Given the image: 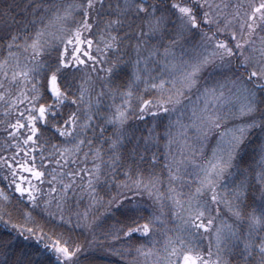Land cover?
Segmentation results:
<instances>
[{
  "label": "snow or ice",
  "instance_id": "obj_1",
  "mask_svg": "<svg viewBox=\"0 0 264 264\" xmlns=\"http://www.w3.org/2000/svg\"><path fill=\"white\" fill-rule=\"evenodd\" d=\"M0 107V264H264V0H0Z\"/></svg>",
  "mask_w": 264,
  "mask_h": 264
},
{
  "label": "rangeland",
  "instance_id": "obj_2",
  "mask_svg": "<svg viewBox=\"0 0 264 264\" xmlns=\"http://www.w3.org/2000/svg\"><path fill=\"white\" fill-rule=\"evenodd\" d=\"M29 2H30V0H20V4H21L22 7H26ZM133 43H135V41H133ZM117 102H119V101H117ZM148 115L149 114L145 115V119L143 121H146V117ZM4 119H5L4 109L2 107H0V121H3ZM135 122L138 124L139 122H142V121L136 120ZM165 124H167V120L165 121L164 125ZM190 135H191V133H190ZM0 139H2V137H0ZM85 151H87V149H85ZM89 159L91 160V157ZM105 159H107V158L105 157ZM88 167H92L91 162L88 164ZM165 182H166V177H165ZM185 190H187V189H185ZM103 211H104V209H101V212H103ZM164 211L167 213L168 209L165 208ZM222 213H223V210H222ZM117 215H119V214H117ZM223 218L227 219V216L224 215ZM161 219H167V217H161ZM217 223H219V221H217ZM229 223H232V221L229 220ZM166 226L169 227V228L175 227V225L172 224L170 221L167 223ZM163 232H164V228H161V235L154 237V239L160 241L161 245L163 244V241L165 239V236L163 235ZM168 235H172V233H168ZM88 239H91V236H89ZM210 241H211V245H209ZM133 243L139 245V244H147L148 242H147V240H143L142 239L140 241H133ZM159 246L160 245H158V247ZM209 246H211L212 250L215 251L216 245H215V233L214 232L210 236H204L203 237V243L200 244V249L206 253V251L209 248ZM149 247H151V245H149ZM89 258L94 260L95 264H122L121 258L119 256L109 255L107 252L102 251V250L94 251L93 253L90 254ZM110 259H114L112 261H115V262L111 263V261H109ZM125 259H129L130 260L131 257H125ZM224 259L230 261V264H238L239 262H241L240 259H239V256L236 254V250L235 249H232L231 254L225 255ZM242 264H243V262H242Z\"/></svg>",
  "mask_w": 264,
  "mask_h": 264
},
{
  "label": "trees",
  "instance_id": "obj_3",
  "mask_svg": "<svg viewBox=\"0 0 264 264\" xmlns=\"http://www.w3.org/2000/svg\"><path fill=\"white\" fill-rule=\"evenodd\" d=\"M16 2L20 3V0H16ZM17 11L19 12V9ZM17 18L19 19L20 17L18 16ZM141 88H143V86H141ZM165 121L166 119H153V117L149 114L146 117V121L139 122L138 124L136 122V124L134 123L133 131H135V135L137 138H139L140 136H143L145 139H148L150 136L158 137L165 130ZM160 143L163 144L164 142L161 141ZM112 260L114 259H110L109 261H111V263L115 262ZM238 264H242V261Z\"/></svg>",
  "mask_w": 264,
  "mask_h": 264
}]
</instances>
